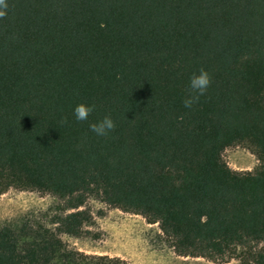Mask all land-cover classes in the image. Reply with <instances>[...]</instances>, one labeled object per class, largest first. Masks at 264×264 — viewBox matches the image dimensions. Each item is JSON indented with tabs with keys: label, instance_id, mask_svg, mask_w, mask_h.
Wrapping results in <instances>:
<instances>
[{
	"label": "trees",
	"instance_id": "16d2710c",
	"mask_svg": "<svg viewBox=\"0 0 264 264\" xmlns=\"http://www.w3.org/2000/svg\"><path fill=\"white\" fill-rule=\"evenodd\" d=\"M0 194L62 201L0 225V264H130L69 248L93 195L157 222L176 254L264 264V0H5ZM209 85L190 107V74ZM94 105L77 121V103ZM109 115L98 136L88 125ZM249 141L255 170L223 150Z\"/></svg>",
	"mask_w": 264,
	"mask_h": 264
},
{
	"label": "rangeland",
	"instance_id": "374dc122",
	"mask_svg": "<svg viewBox=\"0 0 264 264\" xmlns=\"http://www.w3.org/2000/svg\"><path fill=\"white\" fill-rule=\"evenodd\" d=\"M222 158L231 169L255 170L258 159L249 141L226 147ZM62 201L48 192L8 188L0 194V225L17 226L21 222L47 226ZM92 220L79 236L60 233L69 247L86 254L118 256L130 264H238L236 258L212 261L204 257L182 256L174 252L157 222L149 223L136 213L106 205L93 195L83 204Z\"/></svg>",
	"mask_w": 264,
	"mask_h": 264
},
{
	"label": "clouds",
	"instance_id": "9594fccd",
	"mask_svg": "<svg viewBox=\"0 0 264 264\" xmlns=\"http://www.w3.org/2000/svg\"><path fill=\"white\" fill-rule=\"evenodd\" d=\"M5 0H0V16L5 13L3 6ZM209 85V75L204 69H200L198 72L190 74L188 79L189 94L183 99L182 103L186 108H190L201 95L204 94ZM94 109V105L77 103L73 106V117L77 121L87 120L89 113ZM89 129L98 136H105L114 128V122L109 115H105L95 122H90Z\"/></svg>",
	"mask_w": 264,
	"mask_h": 264
}]
</instances>
